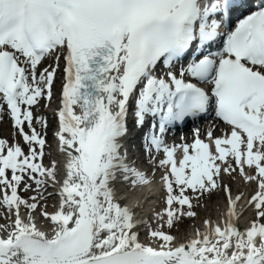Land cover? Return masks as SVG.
<instances>
[{"label": "snow or ice", "instance_id": "snow-or-ice-1", "mask_svg": "<svg viewBox=\"0 0 264 264\" xmlns=\"http://www.w3.org/2000/svg\"><path fill=\"white\" fill-rule=\"evenodd\" d=\"M61 60L55 136L65 162L58 179V162L43 164L46 140L35 123L46 121L32 107L51 98ZM130 106L136 127L149 124L145 150L165 154L166 202L154 218L121 205L114 187L118 173L146 181L121 151ZM5 110L28 151L18 139L0 138V264H264V5L0 0ZM209 112L226 124L225 134L210 129L205 142L196 130L191 144L165 143L169 127ZM237 170L257 186L248 202L255 219L243 229L241 196L233 199L223 183ZM219 188L228 201L223 225L205 219L194 237L173 235L183 217H197L193 200ZM54 194L60 200L49 211Z\"/></svg>", "mask_w": 264, "mask_h": 264}, {"label": "bare ground", "instance_id": "bare-ground-1", "mask_svg": "<svg viewBox=\"0 0 264 264\" xmlns=\"http://www.w3.org/2000/svg\"><path fill=\"white\" fill-rule=\"evenodd\" d=\"M51 98H54V96L52 95ZM57 100L58 99H56V101ZM32 111H33V108H32ZM33 114H34V117H43L44 120L46 121L45 125H43V126L40 123H35V128L41 134V136H43L45 138L46 142H48L51 138V135H54L53 132H50V130H49L50 126L53 125L51 112H49L48 110L45 109V110H42L40 112L33 111ZM8 129H9V131H8ZM13 129H15L14 124L10 123V118L8 117V114L5 112H0V138L6 139L9 143H13L14 138L17 139L16 132ZM194 129H199L200 131L203 130L202 125H199V124L197 126H195ZM25 130L29 131V129L27 128V125L25 126ZM203 133H204V131L202 132V134ZM213 136H217V135L215 134ZM186 137H188V135H186ZM204 139L205 138H203V140ZM185 143H188V141H186ZM21 144L26 145L23 140H22ZM52 144L53 143H51V142L49 143V145H50V148H49L48 145H46V143H45L43 161L51 159L53 161L58 162V167H59L58 179H63L65 155L61 150V145H60L59 141L57 143H55V145H52ZM52 155H54V156H52ZM55 156H58L60 159H56ZM175 158L177 159V161H179L180 159H182V155H180V154L178 155L175 153ZM159 166H160L159 164L150 165V171H149V174H147V176H148L152 173V176L155 180L152 181V183L149 185H153L155 188H159L160 184L163 182L162 176L164 173L161 174L162 176H159L160 174H158V171H157ZM245 170H246V172H249V174H254V173H251V171L249 169H247V167ZM228 176H229V174H224L223 183H226L229 185ZM143 186H144V182L133 184L131 181H124V179L120 173L117 174V179H116L115 185H114L115 190L117 192V195L120 198L129 196V195H132L134 198H137V201L135 202V211L137 210V207H140V212L136 213L137 216L139 218L148 219L149 217H152V215H153V217L155 216V213H157L158 210L161 209L160 206L162 205V203H160L158 206H156L152 203V202H154L152 197H142V198L139 197L140 193L144 190ZM256 187L257 186L254 182L251 183V181L245 180L244 176L239 171H237V175H236V179L234 181L233 188L237 189L236 194L241 195L243 197L244 196L247 197V201L245 200L247 206L241 207V223H240L241 229H243L245 226L250 224V222L253 219H255L254 207L252 205H250L248 202H249L251 196L254 194ZM48 190H50L49 192H52V193H55V191H56L53 188H48ZM21 195L28 197V196L33 195V193L23 192ZM54 195H56V194H54ZM54 195L50 196L49 199L45 202L49 211H52L53 208L56 205H58V203H55L53 201ZM213 197H214L213 192L210 195L206 194V200H205L204 205L199 204L200 201L197 202L195 199L193 200V203L197 202L199 204V205H197V208L196 207L194 208V211L197 212V217L194 218L197 220L196 224H203L201 222H198L199 217L201 215H203V218L201 220L208 219V220H211L213 223H218V224L223 225L222 218L220 216L219 207H216V204H218V202L213 203V204L211 202ZM51 200H52V202H50ZM143 203H144V205H143ZM51 204H53V205H51ZM164 207H165V205H164ZM164 207H162V209H164ZM162 211L163 210H160V212H162ZM191 219H193V218H191ZM153 223L155 224L154 220H153ZM141 232H144L143 228L141 229ZM174 235H178V236L182 235L181 228H177V230L174 231ZM144 239H145V237L141 238V240H144Z\"/></svg>", "mask_w": 264, "mask_h": 264}, {"label": "rangeland", "instance_id": "rangeland-1", "mask_svg": "<svg viewBox=\"0 0 264 264\" xmlns=\"http://www.w3.org/2000/svg\"><path fill=\"white\" fill-rule=\"evenodd\" d=\"M40 68H42L41 66H40ZM48 102V100L46 99V97L43 99V101H41V105L39 106V107H37V111H40V110H44V109H47V108H49L48 107V105L46 104ZM52 119H53V121H54V115H52ZM26 126V125H25ZM194 127V126H193ZM50 130H52V128L50 127ZM9 131V130H8ZM53 139V136H51V138H50V140H52ZM18 140H19V142H21V139H19L18 138ZM47 144V143H46ZM23 147H24V150L26 149V146L25 145H23ZM237 172V171H236ZM236 172H234V173H232L231 174V176H229V180H230V182L233 184L234 183V174L236 173ZM218 193H219V190H218ZM205 198H206V195H204L203 196V198L202 199H200V203L199 204H201V205H204L205 204ZM211 202H212V204L213 203H215V200H214V197L212 198V200H211ZM199 204H195L196 205V208H197V205H199ZM177 228H179L178 226H175L173 229L174 230H177Z\"/></svg>", "mask_w": 264, "mask_h": 264}]
</instances>
